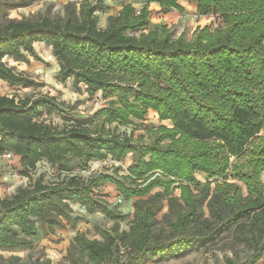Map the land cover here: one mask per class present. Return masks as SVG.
Wrapping results in <instances>:
<instances>
[{"label":"trees","instance_id":"16d2710c","mask_svg":"<svg viewBox=\"0 0 264 264\" xmlns=\"http://www.w3.org/2000/svg\"><path fill=\"white\" fill-rule=\"evenodd\" d=\"M32 1L0 0V14ZM179 1L144 0L164 12L181 13ZM193 1L200 16L217 15L223 27L212 32L204 25L196 27L189 40L184 33L173 38L166 25L150 28L146 5L136 14L128 3L101 29L96 13L108 8L103 0H68L63 17L9 19L0 25V80L9 86L35 85L4 59L28 63L36 57L34 44L39 42L50 47L60 83L71 80L76 89L83 85L89 96L100 92L117 97L95 117L129 126L150 109L159 120L171 122V127L150 129L152 141L141 143L109 129L91 128L85 124L89 121L58 129L40 120L62 111L53 96L16 101L0 95V154L9 151L18 157L22 175L40 161L63 174L72 171V158L86 166L108 155L116 161L133 156L127 175L115 169L87 178L64 175L52 183L38 176L0 199V251L10 254L7 264H20L12 252L31 245L40 231L74 228L78 218L72 216V204L89 214L99 212L114 225L96 227L98 238L77 232L64 254L70 264L171 259L230 231L235 242L252 250L241 264L262 259L264 0ZM247 148L246 168L236 164L232 174L244 182L248 194L236 183L212 189L210 178L224 176L230 157L239 158ZM200 173L207 176L203 183L195 176ZM105 184L113 185L124 200L133 199L126 230H119L121 213L95 195ZM31 262L53 264L49 258Z\"/></svg>","mask_w":264,"mask_h":264},{"label":"rangeland","instance_id":"374dc122","mask_svg":"<svg viewBox=\"0 0 264 264\" xmlns=\"http://www.w3.org/2000/svg\"><path fill=\"white\" fill-rule=\"evenodd\" d=\"M14 1L21 2L22 0ZM88 1L95 2L96 0ZM103 1L108 8L96 13L98 15L97 26L101 29L107 26L109 17L118 15L123 5L130 3L133 5L135 11H138L144 0ZM67 2L68 0H33L28 6H19L8 10L5 15L0 14V25L9 19L39 18L43 16L50 18L63 17ZM185 6L187 10L178 13L172 20H168L171 17L170 14L166 18L162 17L161 10L155 11L153 14L151 13L150 28L158 27L164 21L165 25L172 32L173 38L177 37L180 33H184L185 38L189 40L192 37V31L196 27L210 25V31L212 32L217 28L223 27L221 20L213 23L209 18L200 17L194 7ZM135 34L138 35L139 33L136 32ZM34 49L36 57H30L28 63L16 62L10 58H5L4 62L13 67L15 71L28 76L35 85L28 88L11 87L6 82L0 80V95L14 97L16 101L26 97L48 95L55 97L57 101L62 103L61 112L44 115L40 120H44L46 123L58 127V129L77 121H89L88 123L85 122V124L91 128L96 127L100 130L102 128L109 129L119 135L132 136L133 139H137L141 143L152 141L153 136L150 133V129H155L160 125L171 127L169 120H159L157 112L150 109L147 110L143 120H134L135 124L129 126H118L116 123L109 124L104 121L103 116L95 117L100 109L108 106V101L116 100L117 97H104L100 92L89 96L85 93L83 85H80L76 89L72 86L71 80L60 83L56 79L58 65L51 54L50 47L42 43H35ZM249 151L250 149L247 148L239 158L230 157L228 169L224 176L210 178L212 189L217 184L223 182L236 183L242 187L244 195L248 194L244 182L233 176L232 168L239 163H242L245 166L244 168H246V163L250 158ZM17 158L13 156L8 160L0 155V199L12 195L18 187L31 184L38 176L43 178L44 183H52L60 181L64 175L87 178L92 173L101 171L112 172L115 169L118 170L119 175H127V167L133 160L131 154H128L121 161H116L108 155L104 160H93L86 166H83L75 158H72V171L63 174H58L56 167L50 166L45 161H40L37 163L36 168L28 175H22L20 173L21 169L17 164ZM195 176L202 183L207 180V176L201 173ZM261 181L264 184V170L261 173ZM174 194L178 196L179 191L176 190ZM95 195L105 201L109 208L121 213L122 220L119 221V230L128 229V225L132 220L133 199L124 200L111 184H105L97 188ZM72 209V216L78 218L75 227L56 229L52 234H45L40 231L36 236L31 238V245L12 252V255L20 258V264H29L36 258H39L40 261L48 259V255L52 250L57 251L60 255V259L57 262H52L53 264H70L64 258V254L77 232L84 233L89 238H98L95 230L96 227L109 229L114 225V221L107 219L99 212L89 214L78 204H72ZM251 253L252 250L245 244L234 241L232 232L230 231L223 233L219 238L210 243L198 249H192L179 257L164 260L154 259L146 264H241L250 258ZM8 255L10 254L0 251V264H7ZM263 260L264 254L262 259L256 264H264Z\"/></svg>","mask_w":264,"mask_h":264},{"label":"crops","instance_id":"0c3cea01","mask_svg":"<svg viewBox=\"0 0 264 264\" xmlns=\"http://www.w3.org/2000/svg\"><path fill=\"white\" fill-rule=\"evenodd\" d=\"M178 4L183 8V10L184 11H186L187 9H186V6L185 5H187V6H189V7H194L195 8V10L197 11V9H196V4H195V2L193 1V0H180L179 2H178ZM146 5V3L143 1L142 2V4H141V7H143V6H145ZM147 7H148V9L151 11V13L153 14V13H155V11H159V10H161L162 11V17H164V18H166L169 14L171 15V17L168 19V20H172L173 18H175L177 15H178V13H180V12H178L177 10H170L169 12H164L162 9H161V7L158 5V4H156V3H150V4H148V5H146ZM166 13V14H165ZM201 17H203V16H201ZM204 18V17H203ZM162 20V19H161ZM166 23L163 21L158 27H160V26H162V25H165ZM153 27V26H152ZM158 27H154V28H158ZM195 29V28H194ZM194 31V30H193ZM192 31V32H193ZM39 43V42H38ZM39 44H41V43H39ZM17 164H18V166H19V161H18V158H17Z\"/></svg>","mask_w":264,"mask_h":264},{"label":"built area","instance_id":"2783aa9c","mask_svg":"<svg viewBox=\"0 0 264 264\" xmlns=\"http://www.w3.org/2000/svg\"><path fill=\"white\" fill-rule=\"evenodd\" d=\"M135 13L138 14L139 10L135 11ZM204 18H209L213 23H216L219 20V17L217 15H214V14H208V15L204 16ZM0 155L2 157H4V158L8 159V160L11 159L14 156L9 151H6V152H4V153H2ZM48 258L51 260V262H57L60 259V255H59V253L57 251L52 250L50 252V254L48 255Z\"/></svg>","mask_w":264,"mask_h":264}]
</instances>
